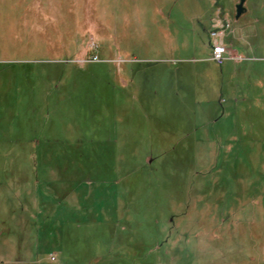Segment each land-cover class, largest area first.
Listing matches in <instances>:
<instances>
[{
  "label": "rangeland",
  "instance_id": "rangeland-1",
  "mask_svg": "<svg viewBox=\"0 0 264 264\" xmlns=\"http://www.w3.org/2000/svg\"><path fill=\"white\" fill-rule=\"evenodd\" d=\"M237 2L0 0V264H264V0Z\"/></svg>",
  "mask_w": 264,
  "mask_h": 264
},
{
  "label": "built area",
  "instance_id": "built-area-1",
  "mask_svg": "<svg viewBox=\"0 0 264 264\" xmlns=\"http://www.w3.org/2000/svg\"><path fill=\"white\" fill-rule=\"evenodd\" d=\"M213 24L212 30L208 33L211 49L209 59L219 66L222 65L227 58L237 60L238 56L236 53L230 52L223 42L226 31L230 28L231 24L224 15V12L220 9H217V17L213 21Z\"/></svg>",
  "mask_w": 264,
  "mask_h": 264
},
{
  "label": "water",
  "instance_id": "water-1",
  "mask_svg": "<svg viewBox=\"0 0 264 264\" xmlns=\"http://www.w3.org/2000/svg\"><path fill=\"white\" fill-rule=\"evenodd\" d=\"M245 0H238L235 4V18H238L245 10Z\"/></svg>",
  "mask_w": 264,
  "mask_h": 264
}]
</instances>
